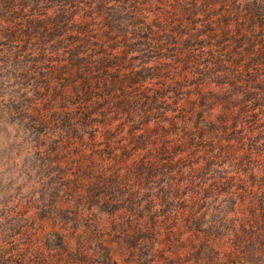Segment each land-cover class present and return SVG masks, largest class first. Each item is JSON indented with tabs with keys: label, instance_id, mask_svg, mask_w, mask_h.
<instances>
[{
	"label": "trees",
	"instance_id": "trees-1",
	"mask_svg": "<svg viewBox=\"0 0 264 264\" xmlns=\"http://www.w3.org/2000/svg\"><path fill=\"white\" fill-rule=\"evenodd\" d=\"M90 9L69 20L0 0V62L6 49L15 56L22 45L35 51L38 33L55 46L56 54L34 55L25 67L31 94L23 113L51 127L56 149L88 172L91 165L112 173L123 166L138 196L149 191L151 207L133 221L140 232L151 227L138 241L149 260L164 238L158 205L175 176L188 186L187 198L225 184L220 194L235 202L231 210L248 200L260 206L253 216L264 218V0H114ZM185 155L190 163L182 165ZM205 226L198 235L216 245L212 225ZM245 226L233 223L226 235L252 243ZM96 238L99 245L79 246L77 257L60 236L58 261L112 259L111 245Z\"/></svg>",
	"mask_w": 264,
	"mask_h": 264
},
{
	"label": "rangeland",
	"instance_id": "rangeland-1",
	"mask_svg": "<svg viewBox=\"0 0 264 264\" xmlns=\"http://www.w3.org/2000/svg\"><path fill=\"white\" fill-rule=\"evenodd\" d=\"M17 1L43 15L59 11L62 18L70 20L73 15L87 17L90 4L102 1L111 5L114 0H78L77 7L72 6V0ZM37 39L42 41L35 51L22 45L23 51L16 56L5 47L0 62V264H64L58 261V251L65 250L60 236L69 241L67 250L77 257L79 246L99 245L95 239L102 236V242L111 245L113 258L104 262L102 254L95 255L91 264H264V218L253 216L260 206L246 200L231 210L235 202L220 194L225 184L215 187L216 194L187 198L188 186L175 180L177 176L167 179L168 192L164 203L158 205L164 238L158 257L149 260L138 241L141 234H151V227L140 232L133 224L151 207L149 191L138 196L134 176L125 175L123 166L113 168L112 173L91 165L94 171L88 172L68 153L56 149V132L51 127L23 113L26 95L31 94L26 65L34 55L41 59L56 54L54 42L43 41L41 33ZM196 104L198 108V97ZM196 126L194 117L189 127ZM189 157L185 155L181 164L190 163ZM213 174L223 172L219 168ZM108 198L112 200L109 203L102 200ZM205 207L208 213L198 216V210ZM146 221L151 224L150 219ZM242 222L254 234L252 243L235 244V234L226 235L233 223L239 227ZM205 223L208 229L212 225L211 238L216 245L207 246L205 235H198Z\"/></svg>",
	"mask_w": 264,
	"mask_h": 264
}]
</instances>
